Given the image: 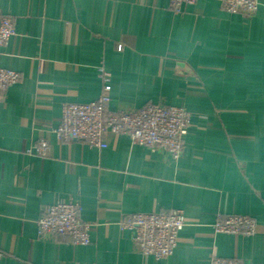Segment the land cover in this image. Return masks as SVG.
<instances>
[{"label": "crops", "instance_id": "0c3cea01", "mask_svg": "<svg viewBox=\"0 0 264 264\" xmlns=\"http://www.w3.org/2000/svg\"><path fill=\"white\" fill-rule=\"evenodd\" d=\"M16 33L0 66L18 71L0 102V264H264V0L251 16L198 0H0ZM116 42L123 44L121 50ZM111 72V110L147 103L192 113L180 159L107 132L106 147L59 141L64 102H89ZM47 139V156L33 145ZM59 199L81 203L91 243L44 237L37 219ZM183 209L173 253L133 246L132 212ZM247 214L251 235L214 230L218 212Z\"/></svg>", "mask_w": 264, "mask_h": 264}, {"label": "built area", "instance_id": "2783aa9c", "mask_svg": "<svg viewBox=\"0 0 264 264\" xmlns=\"http://www.w3.org/2000/svg\"><path fill=\"white\" fill-rule=\"evenodd\" d=\"M198 0H171L176 11ZM262 0H221V7L230 13L251 16L259 9ZM16 33L15 19L0 11V46L7 45ZM121 50L123 44L116 42ZM99 77L102 90L99 97L89 102H64L61 123L53 129L59 141L80 140L90 147H106L107 132L126 134L131 142L146 146L151 151L167 152L173 159H180L184 152L185 135L191 125L192 113L179 105L151 102L137 109L111 110L110 71L101 66ZM18 71L0 66V102L9 86L18 82ZM50 143L39 139L32 151L47 156ZM81 203L74 199H59L44 208L37 219L38 233L44 237L64 236L75 244L91 243V223L80 217ZM186 225L183 209L168 211L132 212L120 221L122 229H132L133 246L144 255L157 259L171 255L178 244L179 232ZM215 232L251 235L257 231L255 219L247 214L218 212L213 224ZM210 264H247L237 257H212Z\"/></svg>", "mask_w": 264, "mask_h": 264}]
</instances>
